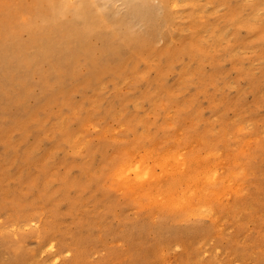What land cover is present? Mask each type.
Instances as JSON below:
<instances>
[{"label": "rangeland", "instance_id": "rangeland-1", "mask_svg": "<svg viewBox=\"0 0 264 264\" xmlns=\"http://www.w3.org/2000/svg\"><path fill=\"white\" fill-rule=\"evenodd\" d=\"M49 4L0 0V264H264V0Z\"/></svg>", "mask_w": 264, "mask_h": 264}, {"label": "bare ground", "instance_id": "bare-ground-1", "mask_svg": "<svg viewBox=\"0 0 264 264\" xmlns=\"http://www.w3.org/2000/svg\"><path fill=\"white\" fill-rule=\"evenodd\" d=\"M63 0H50V4L49 6L52 7V9L54 10L55 14L58 12V6L57 3H61ZM70 8H72V6H70ZM85 10V8H84ZM57 23H59L58 21H56ZM59 25H62L61 23H59ZM61 26H59L60 28ZM89 27V23L85 22L81 19H79V23H77L76 25L71 26L69 29H63L61 31V33L64 30H67L68 33L65 35V40H64V45L66 46V48H71L72 44H74L75 42H80L81 47L79 49V51H82L83 49H87L88 50V45L89 42L87 40V36L90 35V33L85 32V30ZM53 36L51 34L48 35V39L46 42V48L51 49L53 46ZM28 47V45H27Z\"/></svg>", "mask_w": 264, "mask_h": 264}]
</instances>
